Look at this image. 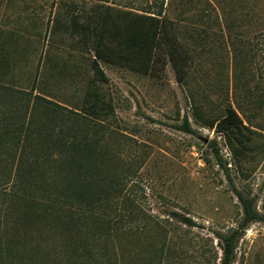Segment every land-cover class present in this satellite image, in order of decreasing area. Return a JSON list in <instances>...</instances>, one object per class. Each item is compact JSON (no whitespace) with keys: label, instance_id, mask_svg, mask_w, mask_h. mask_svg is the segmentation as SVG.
Masks as SVG:
<instances>
[{"label":"rangeland","instance_id":"rangeland-1","mask_svg":"<svg viewBox=\"0 0 264 264\" xmlns=\"http://www.w3.org/2000/svg\"><path fill=\"white\" fill-rule=\"evenodd\" d=\"M118 1L137 11L163 0ZM168 1L175 23L169 34L193 58L184 81L169 61L166 36L155 48L144 40L150 31L145 20L113 12L109 20L120 28H111L110 38L121 42L119 51L131 61L122 66L100 62L108 77L101 83L92 54L48 45L45 35L59 0H0V85L20 95L12 116L0 110V142L21 146L28 134L45 149L33 165L36 179L26 175L23 190L31 201L21 212L7 216L5 187L0 188V239L15 244L18 253L22 247L13 236L32 233L31 244L52 252L58 232L102 229L139 208L167 233L164 240V231L151 221L146 235L133 236L132 264H214L215 254L221 257L216 233L239 225L243 211L237 192H243L255 198L263 221L245 231L235 264H264V156L250 155L242 174L230 150L233 140L208 125L222 118L229 104H241L244 110L237 111L250 127L245 135L253 146L264 147V109L246 106L249 99L264 98V32L253 21L242 28L235 49L225 29L199 32L186 26L189 14L206 0H165V7ZM256 3L264 17V0ZM39 93L51 102L32 100ZM194 99L202 110H195ZM185 119L194 135L177 129ZM49 123L55 132L45 142L42 134L48 130L41 125ZM5 151L0 149V178L14 177L17 165H7ZM174 212L199 227L180 224ZM145 257L154 259L150 263Z\"/></svg>","mask_w":264,"mask_h":264},{"label":"trees","instance_id":"trees-1","mask_svg":"<svg viewBox=\"0 0 264 264\" xmlns=\"http://www.w3.org/2000/svg\"><path fill=\"white\" fill-rule=\"evenodd\" d=\"M59 1L57 10L51 18V23L48 24L45 39L48 37V45H53L56 49L70 46V48L75 50H83L92 54L94 74L99 82H108V77L101 69L100 62L122 66L128 65L131 61L127 54L119 51L121 42L110 38V34H115L111 28L117 30L120 28L109 20V14L113 12L145 20L150 31L147 32L144 40L151 43V46H155V48L160 46L163 36H166L171 48V50H168L169 61L179 75L180 81H184L186 68L192 64L193 58L186 51V48L181 50L175 38L169 34V31L175 28L174 20L168 15L170 6L172 7V3L169 1L166 7L165 0H163L147 4L143 10L137 11L132 6L124 5L123 2L118 0ZM190 3L189 1L186 2L185 12L189 13L192 11L188 6ZM201 4L202 6H199L193 14H189L187 18L188 25L186 24V26L191 27L192 30L206 32L214 27L225 29L228 43L235 49L237 48L236 45L242 42V40H238L243 36L242 28L253 25V21L264 32L263 7L258 6L256 0H232L230 3L220 0H206L201 2ZM261 36L264 38V35ZM128 41L131 42V40ZM18 94L17 89L0 85V110H4V117L12 116L16 110H19L17 106L18 96L20 95ZM6 97L8 100H5ZM32 100L51 102L50 99L48 100L40 93L34 95ZM194 102L195 110H202V106L197 104L196 99H194ZM246 106H253L258 110H262L264 109V98L258 102L249 99V103ZM225 110L226 113L222 118L212 120L208 122V125L211 128H218L221 132H226L233 140V144H230V150L233 158L237 161V165L241 167L242 174H244V163L248 161L250 155L261 153L264 156V147L253 146L251 139L245 135L244 130H250V127L244 124V119L237 111L244 110L241 104H237V106L229 104ZM41 126L48 130L43 133L40 128L46 142L48 134L53 136L55 130L50 129L53 127L50 123L46 126L44 124ZM176 127L187 134L194 135L196 133L188 119H185L182 124ZM22 143L24 144L18 146L17 144L4 141L0 147V149H7V153L5 151L8 160L7 165H10V167L17 165L18 170L14 177L10 173L0 178V188L5 187L4 198L7 199V204L5 203L7 216L10 211L12 213L15 210H17V213L21 212L22 207L31 201V196L23 190L27 180L26 175L31 176L34 173L33 169L35 168H33V165L38 159L37 154L39 151L45 150L44 147H37L39 143H33L28 134ZM33 155L36 156L34 162ZM217 155L219 154L217 153ZM32 177L34 180L36 179L35 175H32ZM228 178L232 180L230 175H228ZM237 197L242 207L243 216L239 225L228 233H216L221 257L219 258L215 254L213 257L214 264H217L218 260V264H235L237 246L245 231L250 224L263 221V217L255 207V198L247 197L243 192H237ZM46 198L50 204H54L51 196L46 195ZM171 215L176 221L186 227H199L192 218L186 215L176 212ZM113 221L115 222H108L102 229L96 226H87L86 228L83 226L82 228L78 227L74 232L70 230L65 231L66 233L58 232L60 234L56 236L57 248L53 249L52 252L46 248L43 249L44 246L42 245L31 244L29 238L33 237L32 233L24 232L22 235L13 236L15 243L22 247L21 253H18L15 244L7 245L0 239V264H132L130 256L133 257L134 252L133 236L137 233L146 235L148 230H150V224L153 221L152 217L145 211L134 208ZM152 223V226L164 231V233L162 232V238L165 240L167 233L165 226L161 225L159 221H153ZM107 240L109 244L108 242L106 243ZM81 241H85V244L79 247L81 245L79 242ZM77 243H79L78 246H76ZM163 245L165 246L164 242ZM128 255L130 256L128 257ZM162 255L163 253L160 252V256ZM51 257L52 260H50ZM145 258L150 260V263L154 259V257L151 259L150 257Z\"/></svg>","mask_w":264,"mask_h":264}]
</instances>
